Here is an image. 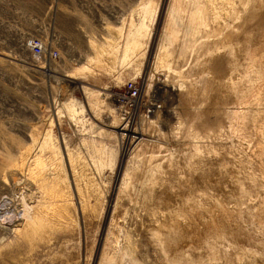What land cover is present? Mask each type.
I'll list each match as a JSON object with an SVG mask.
<instances>
[{"label":"rangeland","instance_id":"1","mask_svg":"<svg viewBox=\"0 0 264 264\" xmlns=\"http://www.w3.org/2000/svg\"><path fill=\"white\" fill-rule=\"evenodd\" d=\"M168 2L0 0V203L16 212L24 198L29 204L39 200L40 192L45 191L28 175L38 158L48 166L60 162V169L65 167L71 179V156L91 169L97 183V193L85 201L83 211L70 187L67 213L61 220H51L53 229L38 245L22 234L8 233V227L2 225L0 264H100L101 260L119 264L125 252L134 264H230V258L239 253L244 258L253 255L254 263H260L264 236L250 230L244 214L260 204L259 200L248 204L263 193L262 183L253 182L248 169L264 177V144L260 158L250 162V154L261 143L258 132L249 125L245 132L251 139L243 141L248 149L244 163L226 152L239 140H233L222 119L236 106L230 94L218 89L224 81L223 48L217 49V61L207 74H187L206 58L196 52L194 56L190 53L192 59L176 55L171 65L183 59L185 65L177 64L172 71L153 68L150 54L159 44ZM149 4L154 17L148 21L143 46L131 53V61L105 73L87 72L93 68L91 43L103 45L112 37L111 27L123 32L132 25L134 31L143 23V9ZM250 4L225 33L241 25L240 43L232 44L233 58L239 68L247 65L249 69L236 79L242 77V85L249 81L260 89L254 93L256 100L246 95L249 100L237 107L258 108L264 114V0ZM213 27L211 23L209 29ZM32 39L48 46L46 60L36 61L28 46ZM52 50L58 54L54 58L49 57ZM260 55L254 75V59L259 62ZM173 72L179 75L174 77ZM202 74L208 75V87L199 83ZM226 74H232L230 69L226 68ZM130 84L141 90L133 108L116 98ZM159 84L174 87V92L160 93ZM80 85L106 95L101 97L106 101L103 109L88 107ZM203 86L207 87L201 96L204 100L187 103L185 94ZM70 100L82 110L79 120L67 112L65 103ZM194 111L196 120L186 117ZM220 132L218 139L215 135ZM224 164L236 167L238 176L224 174ZM55 173L52 168L46 170L47 191ZM174 204H178L177 212L186 215L183 226L190 238L184 237L176 250L166 252L156 241L157 225L149 215L155 210L167 211Z\"/></svg>","mask_w":264,"mask_h":264},{"label":"bare ground","instance_id":"2","mask_svg":"<svg viewBox=\"0 0 264 264\" xmlns=\"http://www.w3.org/2000/svg\"><path fill=\"white\" fill-rule=\"evenodd\" d=\"M250 2H252V0H170V2H168L169 5L167 13L165 15V20L163 19L164 22L162 25L159 44L156 48L155 53L150 54V58L153 59L152 61L154 69L167 68L172 71L175 66L177 67L178 65H181L184 60L183 59L182 61H180V58L178 57L179 59L177 58V60L180 61V64H178V61H174L175 65L173 64L174 66H172L171 62L172 60H174V57L176 58V55L180 56L181 58L185 57L186 59V57H189L190 53L191 55L194 53V56L196 55V52L197 54H201V56L203 55L206 58L201 64L195 63L196 65H193V69L191 68L187 74H192L195 71H202V73L206 72L207 74V72H210V67L214 66L212 65L213 63H215L214 60L217 59L215 58L216 54H218L217 49L223 48L224 65H222L224 66V81L220 82L218 89L226 94H230V97H232L234 100L233 104L236 106L228 110V116H222V119L224 121H227V132L229 133V135L233 136V140L236 138L239 140L237 145L231 144V146H228L229 148L226 150V152L228 156L230 155L231 157H233L232 159H235V161H242L243 163L245 152L248 150L243 141L247 138L251 139V134L249 132H245L249 125L252 127L251 129L253 132H258L259 141L261 144L250 154L248 159L250 162H253L256 159L260 158L261 148L264 144V114L263 112L259 111L258 108L253 110L250 108L237 107L243 106V102L249 100L247 96H251L254 100H256V98L254 97V93L257 95L260 92V89L254 87V85H249V81L247 82V84L245 82V84L242 85L243 83L240 82L241 79L244 80V78L242 77L241 79H236V75L243 76L242 74L245 73L244 71L249 69L247 65L245 68H243L244 65L239 68V64L236 63L235 60L236 58H233V55L235 53L234 49L232 48V44L234 45V43H240V28H242L241 25L235 27L234 30L230 29V32H225L226 30L231 28L232 25L236 24V21L234 20H236V18L238 17V13L240 14V12H246L245 10L248 8V3L249 5H251ZM150 6L151 5L149 4L146 8L143 9V23L139 27H134V31H131L133 29L132 25L128 29L123 30V32L114 27H111L108 28V31L110 34H112V37L105 39V43L103 45L97 44L95 46L94 43H91L90 48L92 50V57L89 62L91 64L90 66H92L93 68H88L87 72H89L91 75L101 74L112 71L117 66H121L131 61V53H134L139 47L143 46L144 36L148 28V21H151L154 17V11H152ZM240 19L242 21V17ZM211 23L212 26L215 25V27L209 29ZM218 36H223L220 41H217L219 39L217 38ZM175 48L176 51L174 52ZM221 54H223V51ZM191 55L190 58L192 59ZM262 56L263 55H260L259 62L257 60V57L254 59V75L256 72L257 64L261 63L260 60L262 59ZM200 59L201 57L199 58V60ZM226 68L227 70L230 69L232 73L229 77L226 74ZM174 72L170 74L173 75ZM180 72L182 73V71ZM177 74L178 72L176 73V75ZM176 75L173 76L175 77ZM225 76L227 77L225 78ZM63 77L67 79L66 76ZM184 77L188 78V76ZM199 79L200 84L201 81H203L204 85L207 84V87L209 86V81L207 80L208 75L206 76L202 74L201 76H199ZM191 87L192 86H190V89ZM199 87L191 90V92H189L187 96L185 94L184 97H187V103H190V105H195L197 103H200L199 101H202V99L204 100V96H201L204 93L203 90L207 87L203 86L202 89H200ZM79 88L85 91L88 99V107L91 110L100 111L101 109H103V103H105L106 101L103 102L104 99L102 98V100L101 97L106 95L85 87L84 85H80ZM157 89L160 93H172L174 92L175 88L170 87V85L159 84ZM250 101H252V99H250ZM75 103V100H70L69 102L65 103V105L69 116L79 120V115L82 113V110L80 111L78 108H76ZM105 105L108 104L106 103ZM105 108L113 112L110 107L105 106ZM182 111L184 110L182 109ZM197 116V112L194 111L191 116L186 117H190V119L192 118L191 120H196L195 117ZM127 131L130 132V130ZM221 133L222 132L216 134L215 137L219 139L221 137ZM189 136L191 135L189 134ZM202 159L203 158H201V160ZM68 161L70 166L71 179L67 178L65 167L62 170L60 169V162L52 163L48 166L47 163H45V161L41 158L36 159L34 168L28 175H30V178L37 182L39 188L45 192H40L41 196L40 198L38 197L39 200L34 203L29 204L27 203L25 198H22V208L20 211L16 212L15 210L7 209L8 206L6 204L0 203V227H2V225L7 226L8 228H5V230L8 233L11 232L22 234L28 242L38 245L39 242L42 241L50 233L49 231L53 229L51 220H61L62 216L67 213L66 198L70 187H73V189L75 190L78 197L79 206L83 211L85 209V201L97 193V183L95 180V176L91 169L85 163H77L78 161L74 160L71 156H69ZM222 167H224V174L229 172L234 178L238 176V169L236 167H233L230 164H224L223 166H221V168ZM262 167L264 168V163ZM51 168L56 173L54 174V178L51 182L50 191H47L49 185L44 176L46 170ZM248 170L249 174L254 180L253 182L259 181L262 183L260 188L263 193L261 196H256L255 198L249 200L248 204H252V202L255 200H259L260 204L259 206L248 210L244 214V218L246 217L245 219H247V222L251 225V231L264 236V177L255 176L251 168H249ZM226 188L228 189V187ZM222 190L221 192H223ZM177 205H172V208H168L167 211H152L149 215V217L152 218V220L157 225L155 230L156 241L160 243L161 247L166 252H169L170 249L176 250L179 242L184 239V237L188 239L190 238V233L184 228L185 226H183L186 215H184L182 212H177L179 210L177 208ZM225 211L231 212L229 209H225ZM181 248L182 247H180V249ZM244 256L245 255L242 253H239L235 257L232 256L233 259L230 258L229 260L232 261V263L230 264H243V262L245 263L248 261L250 262H248L247 264H255L253 255H249L245 258ZM257 260L258 259H256V261ZM100 264H108V261L101 260ZM119 264H134V262L132 261L131 257L127 255V252H125L123 253L122 260ZM259 264H264V256H260Z\"/></svg>","mask_w":264,"mask_h":264},{"label":"built area","instance_id":"3","mask_svg":"<svg viewBox=\"0 0 264 264\" xmlns=\"http://www.w3.org/2000/svg\"><path fill=\"white\" fill-rule=\"evenodd\" d=\"M34 58L36 61L40 62L42 60H46L47 58V48L48 46L36 39H32L28 44ZM58 54L55 50H52L49 54L50 58L56 57ZM141 96V90L134 84H130L129 86H125L124 91L120 94L116 95L118 102L122 103L125 107L133 108L138 104V101Z\"/></svg>","mask_w":264,"mask_h":264}]
</instances>
